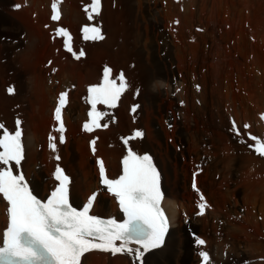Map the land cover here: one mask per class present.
<instances>
[{
  "label": "bare ground",
  "instance_id": "bare-ground-1",
  "mask_svg": "<svg viewBox=\"0 0 264 264\" xmlns=\"http://www.w3.org/2000/svg\"><path fill=\"white\" fill-rule=\"evenodd\" d=\"M50 1L31 0L30 7L25 8V1L18 0L23 5L20 10H25L19 18L21 20L25 18L24 21H26V17L42 19L43 28H46L51 35L54 25L50 22ZM80 1L84 0H67L64 4L65 14L61 23L73 31L77 30L84 22L80 7L77 6ZM103 1L101 20L104 22L107 38L101 43L87 45L88 55L84 60L85 66L82 65L83 60L74 62L69 59L67 64L63 63L62 60L66 54L61 52V42L56 40L55 46L48 42V44L50 43L47 44L50 59L54 61V68L59 67L56 73L57 78L50 79L53 85L47 83V75L44 70L38 69L42 62L36 56L38 48L36 41L30 39L27 45H21L20 50H17L16 47L7 52H3L4 49L0 50V59L7 55L4 53H13V58L9 59L8 64L4 62L6 65L2 67L4 69L1 68L0 73L3 72L2 75H4L6 69L7 71L13 70L15 77L19 79L18 88L15 86L19 92L22 93V89L26 88V84L21 79L24 74L29 73L37 78V85L35 84L37 86L35 89L38 90L37 109L43 118V126H41L43 128L38 130L35 129V120L28 117L29 115L27 116L29 105L32 106L29 98L27 96L21 98V95L20 99L7 96L2 91L3 87L1 86L4 84L0 85V118L13 127V113L24 115L26 154L23 168L34 193L45 198L55 185L52 180V171L56 165L53 161L54 153L48 147L45 148V153H41L39 146L44 141L45 143L48 141L51 132V128L48 130V125L54 124L53 112L61 89L74 87L70 104L65 112V119L69 127L68 139L65 146L58 147V152L62 157L61 164L73 178L72 201L81 206L89 194L100 188L98 169L93 164L95 159L87 150L90 136L81 132L86 107L80 98L85 95L87 86L98 82L105 61L112 65L116 71L126 70L133 86L142 83L143 88H147L150 86V81L159 76L162 81H157V85H153L152 92H159L160 96L157 108L161 115L159 114L160 117L157 118H159V129L162 130V133L152 127L153 119H151L152 111L150 109L155 106L154 103L152 108H146L148 109L146 115L142 114L141 109L139 110L143 125L140 119L136 125L131 122L132 119L128 115L129 105L133 102L131 92L126 94L118 108L125 109V112L117 111L118 124L112 126L108 131L98 133L101 137L97 145L98 154L104 157L108 173L112 178H117L121 174L120 160L123 155V150H120L122 147L113 135L130 134L134 127H143L145 130L144 140L137 141L135 146L142 152H151L162 170L163 185L167 194L165 205L172 217L173 227L161 248L144 254L143 264H198L200 249L196 243L192 244L189 227L193 231L197 230V233L207 239V248L212 254L209 264H264V241L258 239V236L264 235V158L256 156L248 149L247 144L241 142L246 139L245 132L242 138H237L234 135L228 120L229 115L233 116L240 128L248 124L251 133L263 132L259 117L264 112V46L262 47L260 44V40L264 39V33L260 32L264 31V0H212L211 3L209 0H184V13H180L179 8L175 9L171 0H162L161 2L159 0L160 3L155 0L157 1L154 2L155 7L150 5L151 0H138L130 3L134 34L133 30L129 32L124 20L125 13L119 5V0H117L116 10L112 7L113 0ZM167 2H170L171 6L166 5ZM147 3L149 7L145 10ZM25 12L27 15L24 14ZM11 14L17 18L16 13L11 12ZM176 17L181 21L179 39L175 40L171 48L167 50L165 47L167 44L163 46L160 41L161 36L164 41L166 34L162 30L155 29L154 22L159 23V28L160 26L170 28L169 32H171V25ZM140 19L143 20V29ZM244 22L248 24L247 27L251 33H247L248 30H245L247 27L244 29V26L240 27V24L244 25ZM77 23L79 25L76 27ZM49 25L52 26L51 29H49ZM197 27L205 28L206 33L196 32ZM230 28L233 29L231 35L227 33ZM182 30L189 31L190 36L200 44V61L203 68L199 71L196 69L197 65L188 66L186 58L182 55V50L185 48L184 42H189L188 36ZM239 36L242 39L239 40ZM247 36L249 38L257 36L258 43H251L253 38L249 41ZM131 40H134V44L130 42ZM231 44L236 46L235 49L242 59L239 58L240 60L235 61L232 59L227 63L224 61V55L221 54L224 49L227 52L230 51ZM254 47L257 48L255 57L251 56L250 52V49ZM170 51H173L172 57L168 56ZM232 55L234 54L227 53L225 57L230 56L231 59ZM9 57L11 56L9 55ZM80 63L84 67L80 66ZM206 63L209 68H205ZM132 64H135L133 69ZM179 71H184L186 75L180 78L181 82L175 84L173 75L178 76L177 72ZM194 71L200 72L198 75H200L201 85L204 87L200 93L203 94V97H200V93L194 90L192 82L187 77ZM229 79L234 82L231 83V91L226 90L228 87L226 81ZM56 81H59V85H56ZM16 82L18 83V81ZM26 90L28 91V88ZM74 91L76 95H74ZM146 93L143 97V92H141L138 102L144 100L145 96L148 97ZM225 95L231 96L233 99L232 115L227 111L225 114L217 116L214 112L215 101L216 99L222 100V105L226 106L228 100ZM74 96H77V103ZM172 96L177 98L176 102L172 100ZM33 97L36 98L35 94ZM200 98H203L205 102L202 113H200L202 105L197 104V100L201 103ZM148 101L150 102V100ZM181 101L186 103L185 107H181L183 115H186L182 117L193 118L191 124L185 125L172 107L174 103L180 104ZM165 109L172 113L175 129H181L179 135L170 131L168 126L166 127L170 120L167 119L168 112L167 115L164 114ZM11 114L12 116H10ZM206 114L210 117L208 120H206ZM36 116L39 119V115ZM218 120L221 122L217 124ZM214 123L215 128L208 130L207 126L214 127ZM125 125L128 127L125 128ZM223 128L226 130H222ZM226 131L230 135L226 134ZM113 144L116 145L113 146ZM181 145H183V155L188 156L183 162L180 161L178 152ZM171 147L174 148V153H172ZM202 151L206 153L202 154ZM161 154L165 158L160 156ZM197 163H202L204 169L203 175L198 177V183L207 194L213 207L205 215L207 218L195 216L199 199L191 189V178ZM221 169L227 173L222 176L221 181H218L217 174ZM217 182L218 185L225 186L226 191L217 188ZM230 184L234 187L231 188ZM6 209L7 204L0 197V239H2V234L8 224ZM93 212L109 218L117 214V206L113 199L102 193L98 196ZM185 212L190 217L188 225L183 216ZM134 260L135 257L127 254L113 256L109 253L92 252L83 258L82 264H134Z\"/></svg>",
  "mask_w": 264,
  "mask_h": 264
},
{
  "label": "snow or ice",
  "instance_id": "snow-or-ice-1",
  "mask_svg": "<svg viewBox=\"0 0 264 264\" xmlns=\"http://www.w3.org/2000/svg\"><path fill=\"white\" fill-rule=\"evenodd\" d=\"M61 2L62 0H53L51 4L53 21L60 19ZM100 5L101 0H91L84 7L89 21L99 15ZM57 34L65 37L64 47L72 52L69 32L60 28ZM82 36L91 41L104 38L100 28L94 25H84ZM84 55L81 50L78 54L74 53V58L79 59ZM111 72L112 69L105 66L102 82L88 88V102L92 110L88 113L90 123L85 122L83 125L85 131L91 132L94 128L101 127L99 121L108 115L97 112L96 106L99 104L109 108L117 107L119 98L128 87L122 72L118 77L119 82L110 77ZM8 92L13 94L14 89L9 87ZM65 97L66 93H61L59 106L55 109V119L59 122L56 131L61 133L60 143L65 142V129L61 120ZM137 107L139 106L134 105L132 111ZM261 120L264 121V114L261 115ZM20 125L21 121L17 119L16 130L10 132L0 123V197L7 204L8 217L7 228L0 239V264H82V258L93 251L113 256L127 254L135 257L134 264H143L144 254L163 244L168 230V219L162 208L165 194L160 186V174L150 155H141L130 147L127 148V154L122 158V174L116 179L108 178L103 160H98L101 185L117 199L125 216L123 222L103 219L90 214L98 193H93L88 198L82 210L70 204V178L59 166L54 172L57 186L47 199L41 200L33 194L20 171L24 159ZM103 127H107V124ZM243 127L247 132L250 125L245 124ZM232 131L238 137L241 135L235 121L232 122ZM143 135L141 130H136L132 136L122 137V142L128 145L131 139L142 138ZM56 139L49 136V147L53 152L57 150ZM248 139L254 142L248 146L257 155L264 157V138L249 133ZM91 144L94 146L95 140ZM55 158L60 159L58 155ZM193 187L195 188V180ZM201 200H204L202 195ZM206 207V203L198 204V214H204ZM196 243L199 246L206 244L198 237ZM133 244L138 246L133 248ZM200 256L202 264H208L209 254L201 251Z\"/></svg>",
  "mask_w": 264,
  "mask_h": 264
},
{
  "label": "rangeland",
  "instance_id": "rangeland-1",
  "mask_svg": "<svg viewBox=\"0 0 264 264\" xmlns=\"http://www.w3.org/2000/svg\"><path fill=\"white\" fill-rule=\"evenodd\" d=\"M25 1V3H27L28 2V6H26L25 5V3H24V6H25V8H28V7H30V3H31V0H24ZM138 0H119V5H120V7L122 8V11H123V13H125V16H124V20L126 21V24H127V26H128V28H129V32H132V30H133V34H134V32H135V30L133 29V26H134V21H133V16L131 15V13H130V3H132V2H137ZM152 2H150L151 4V6H153V7H155L154 5H155V3L154 2H157V1H155V0H151ZM162 0H160V2H161ZM122 2V3H121ZM127 2H129V3H127ZM158 2H159V0H158ZM159 2V3H160ZM212 2V0H209V3H211ZM168 4H166V5H169V6H171V3L170 2H167ZM124 4V5H123ZM16 5H22L21 4V2H18V0H0V50L1 51H3V49H4V51L3 52H7L8 50H10L11 48H15L16 47V49L17 50H20L22 47H21V45H27L28 43H29V40L31 39V40H34V41H36L37 43H38V48H37V51H36V56L38 57V59H40L41 60V62H42V67L40 66L38 69H43L44 70V72L46 73V81H47V83H49L50 85L52 84L53 85V83H51L52 82V80H53V78H57V72L56 71H54V73H52V70L54 69V64L53 65H49L48 64V61H51L52 59H50V51H49V48H48V45L51 43V44H53L54 46L56 45V40H53L52 39V36L48 33V31L46 30V28H43V22H42V19L41 20H39V19H32V18H27L26 17V21H24L25 20V18L24 19H20L19 17L22 15V13L25 11V10H18V11H14V6H16ZM123 5V6H122ZM173 6H174V8L175 9H177V8H179V6L178 5H176V4H172ZM77 6L79 7V3L77 4ZM147 6V7H146ZM22 7H23V5H22ZM149 7V4L147 3V4H145V10H146V8H148ZM129 9V10H128ZM128 10V11H127ZM125 11V12H124ZM11 12H14V13H16L17 14V18H15V17H13V16H11L12 14H11ZM129 13V14H128ZM25 15H27V12H25L24 13ZM128 14V15H127ZM141 17V16H140ZM34 20H35V22H37L35 25H33L35 22H34ZM34 22L33 24L32 23H30V22ZM140 21V23H142V21L143 20H139ZM132 22V23H131ZM29 23V24H28ZM243 23V22H242ZM241 23V24H242ZM33 25V27H32V25ZM154 27H155V29H159V30H162V32H164L165 34H166V36H164V41H162L163 40V37L161 36L160 37V41H161V43H162V45L163 46H165L166 44V46L165 47H167V50H169V48H171V45H173L172 43L175 41V40H177V39H179V33H178V35H174V34H171V32H169L170 31V28H164L163 26H160V28H159V23H155L154 22ZM193 24V23H192ZM241 24H240V27L242 28L243 26V29L244 28H246L247 26H248V24L246 25L245 24V22H244V25L242 24V26H241ZM79 25V23H77L75 26L77 27ZM130 26H132V27H130ZM181 26V25H180ZM143 23H142V29H143ZM163 28V29H162ZM49 29H51V28H49ZM205 29V28H204ZM29 30V31H28ZM233 29L232 28H230L229 30H228V34L229 35H231L232 33H233V31H232ZM245 30H248V27H247V29H245ZM179 32H180V29H179ZM182 32L185 34V35H187L188 36V39L189 38H192L191 36H190V34H189V31H186V30H182ZM260 32H262V33H264V31H260ZM206 33V29H205V32L204 33H202V34H205ZM247 33H251L249 30L247 31ZM168 34V35H167ZM8 35V36H7ZM12 35V36H11ZM247 35H249V34H247ZM178 36V37H177ZM250 36H251V34H250ZM12 37V38H11ZM248 37V40L250 41L252 38H253V42H252V40H251V43H254V42H257L258 43V37L256 36V37H250L249 38V36H247ZM227 38V37H226ZM4 39V40H3ZM11 39H13V40H11ZM240 39H242L240 36H239V40ZM8 40V41H7ZM50 40V41H49ZM224 40H225V37H224ZM134 40H131L130 42L132 43V44H134V42H133ZM10 42V43H9ZM48 42H50L49 44H48ZM11 44V45H10ZM17 44V45H16ZM48 44V45H47ZM254 44H256V43H254ZM260 44H262V47L264 46V39H261L260 40ZM232 45V44H231ZM3 46H4V48H3ZM184 47L185 48H183V50H182V55L186 58V64L188 65V66H193V65H197V67H196V69L199 71V70H201L202 68H203V66L201 65V50L199 49L200 48V44L197 42V43H194V44H192V43H189V42H184ZM197 48V49H196ZM236 46L235 45H232V47L230 48V51H228L227 52V50L226 49H224V51L222 52V54L221 55H224V61H226L227 63H229V61H231L232 59H234L233 61H235V60H240V59H242L241 57V55L239 54V53H237L238 51H236ZM264 48V47H263ZM193 50H195V51H193ZM200 50V51H199ZM250 52H251V56H253V57H255L257 54V48L255 49V47L254 48H251L250 49ZM256 52V53H255ZM227 53H231V54H234V55H232V57H231V59H230V56H228V57H225V56H227ZM237 53V54H236ZM4 54H7L6 56L4 55L0 60H1V62H0V65H2V66H0V72L2 71L1 70V68L4 66V65H6L5 63H7L8 64V61H10L9 59L11 58H13L12 57V54L13 53H4ZM46 54V55H45ZM9 55L11 56V57H9ZM170 55V56H169ZM168 56L169 57H172L173 56V51H170V52H168ZM200 56V57H199ZM237 56V57H236ZM6 57H7V59H6ZM41 57V58H40ZM240 58V59H239ZM3 59V60H2ZM5 59V60H4ZM63 59H64V61H63V63H66L67 64V62L69 61V57L67 58V56H65V57H63ZM227 59V60H226ZM7 61V62H6ZM223 61V62H224ZM5 62V63H4ZM85 61L83 60V64L82 65H84L85 66V63H84ZM2 63V64H1ZM207 65L205 66V68H209V65H208V63H206ZM81 65V63H80V66H82ZM84 66H82V67H84ZM2 69H4V68H2ZM6 69V68H5ZM6 72H5V74L4 75H2L3 74V72H2V74L0 73V85H1V83H3L4 85H2L1 87H3L2 88V91H4L5 93H6V90L5 89H7V87L10 85V84H14L16 87H17V85H19V79H17L16 77H15V72L13 71H7V69L5 70ZM9 72H10V74H9ZM13 74H12V73ZM183 73V74H182ZM200 72H193V73H190V75H188L187 77H188V79H189V81L190 82H192V85L194 86L197 82L198 83H200V84H202L201 83V78H200V75H198ZM29 73H26V74H24L23 76H22V82L24 83V84H26V88L24 87L23 89H22V93L21 92H19V90H17V92H16V94L13 96V97H15V98H18V99H20V95H21V98L22 97H25V96H27L28 98H29V102H31V105L32 106H30L29 105V108H28V114H27V116L28 117H30L31 119H33V120H35V129H39V128H43V127H41V126H43V118L41 117V115H40V113H38L39 112V110L37 109L38 108V94H37V89H35V88H37V78H36V76L35 75H28ZM177 74H178V76L175 74V75H173L174 76V78H175V84H177L178 82H181V79L180 78H183L185 75H186V73H184V71H179V72H177ZM9 75V76H8ZM184 75V76H183ZM26 76V77H25ZM10 77V78H9ZM35 77V78H34ZM196 77H198V81H196L195 80V78ZM2 78V79H1ZM14 78V79H13ZM16 78V79H15ZM26 78H28V80H26ZM29 78H31V79H29ZM32 78H34V79H32ZM52 78V80H50ZM160 79V80H156V79ZM11 79H13V80H11ZM172 79H173V77H172ZM191 79V80H190ZM2 80V81H1ZM5 80V81H4ZM35 82H34V81ZM14 81V82H13ZM16 81H18V83L16 82ZM24 81H27V82H24ZM157 81L159 82V81H162V78L161 77H159V76H157V77H155V78H153L150 82V86H147V88L145 87V88H143V84L141 83V85H142V89H143V97H144V95H145V92H147L146 93V95L148 96V97H146L145 96V98H144V100H142L140 103L142 104V106H141V110H142V114L143 115H146V111L149 109V108H152L153 106H154V104H155V106L152 108V109H150L151 111H152V113H151V119H153L152 120V127L153 128H155L156 129V131H162V130H160L159 129V118H157V117H160V111H159V108H157V107H159L158 105H159V103H158V105H157V102L159 101L160 102V96H159V92H157V93H153L152 92V88H153V85H157L156 83H157ZM229 81H230V83H229ZM4 82H6V83H4ZM9 84H8V83ZM11 82V83H10ZM32 82V83H31ZM57 82V81H56ZM142 82V81H141ZM227 83H228V87L226 88V90L227 91H231L232 89H230L231 88V83H234L233 82V80L232 79H229L228 81H226ZM32 85H31V84ZM28 84V85H27ZM30 84V85H29ZM36 84V85H35ZM48 84V85H49ZM140 84V83H139ZM34 85V86H33ZM56 85H59V84H56ZM32 86V87H31ZM36 86V87H35ZM29 87H31V88H29ZM18 88V87H17ZM28 88V91L30 92H28L26 89ZM32 89V90H31ZM202 89H204V87H202ZM1 90V89H0ZM31 91H33V92H31ZM204 92V91H203ZM33 95H32V94ZM76 92L74 91V95H76L75 94ZM152 95H151V94ZM25 94V95H24ZM29 94V95H28ZM34 94H35V99H34ZM153 95H155V96H153ZM83 96V95H82ZM225 96H227V95H225ZM31 97V98H30ZM75 98H76V103H77V101H78V99H77V96H74ZM151 97H153V98H151ZM156 97V98H155ZM158 97V98H157ZM200 97H203V94L202 93H200ZM31 99V100H30ZM153 101H152V100ZM35 100V101H34ZM80 100H81V98H80ZM148 100H150V102L148 101ZM154 100H156V101H154ZM172 100L173 101H177V98L175 97V96H172ZM200 100H201V111H200V113H202V112H204V110H203V106L205 105V102H204V99L203 98H200ZM203 100V101H202ZM227 100H228V102H227V105L225 106V105H222V103H221V101L222 100H219V99H216V101H215V105H214V107H215V109H214V112H215V114L217 115V116H220V115H223V114H225L227 111H229V113L232 115V109H231V107H232V103H233V99L231 98V96L229 97V96H227ZM33 101V102H32ZM148 104H147V103ZM156 102V103H155ZM223 102V101H222ZM153 105H152V104ZM221 103V104H220ZM147 104V105H146ZM231 104V105H230ZM145 105V106H144ZM150 105V106H149ZM147 106V107H146ZM225 106V107H224ZM230 106V107H229ZM31 107H34V108H32L31 109ZM173 109H174V111L177 113V115H178V117H180L183 121H184V123H185V125H187L188 123L189 124H191L192 122H193V118H191V117H187V118H184V117H182V116H186V115H183V113H182V108H181V106H180V104L179 103H174L173 104ZM222 108V110H221V108ZM144 108V109H143ZM146 108H148V109H146ZM156 108V109H155ZM154 109H155V111H154ZM226 109V110H225ZM17 110V109H16ZM15 110V111H16ZM38 110V111H37ZM119 110H122L123 112H125V109H123V108H120V109H118L117 111H119ZM178 110V111H177ZM221 111V112H220ZM33 112V113H32ZM168 112V113H167ZM219 112V113H218ZM223 112V113H222ZM169 114V117L167 118L168 120H170V122H168L167 124H166V127L168 126V124H174L173 122H174V119H173V117H172V113L170 112V111H167V109H165V112H164V114ZM14 114L15 113H13V116H12V114L10 115V116H12L13 118H15L17 115H20L22 118H23V114H21V113H17V114H15V116H14ZM39 115V119H38V116H36V115ZM160 114V115H159ZM166 114V115H167ZM182 114V115H181ZM26 115V114H25ZM156 115V116H155ZM159 115V116H158ZM207 115V114H206ZM9 116V115H8ZM7 116V117H8ZM12 117H10V118H12ZM153 117V118H152ZM230 117H233V116H228V118H230ZM12 118V119H13ZM155 118V119H154ZM210 117H209V115H207L206 116V120H208ZM218 119V118H217ZM41 120H42V122H41ZM229 120V119H228ZM140 121H142V125L144 124V122H143V119L140 117ZM219 122H221L220 120H218L217 121V124L219 123ZM222 123H224L223 121H222ZM48 124H49V122H48ZM52 125H54V124H49L48 125V130L52 127ZM175 126V125H174ZM128 127V125H125V128H127ZM170 131H174L175 132V134L176 135H179L180 134V131H181V129H175V127L174 128H169V127H167ZM207 128H208V130L210 129V130H212L213 128H215V123H214V127L212 126V125H208L207 126ZM225 128H223L222 130H224ZM51 130V129H50ZM226 130V129H225ZM224 130V131H225ZM40 131V130H39ZM162 133V132H161ZM226 134H229L228 133V131H226ZM230 135V134H229ZM48 141H46V143H45V141L43 142V143H41V146H39V151L41 152V153H45L46 152V147H48V143H47ZM115 142H116V140H115ZM118 144H119V142H118ZM171 144V143H170ZM116 144H113V146H115ZM120 145V144H119ZM173 145V144H172ZM121 146V145H120ZM122 147V146H121ZM182 147V148H181ZM181 147H179V153H180V161L182 160V162H183V160L186 158V157H188L187 155H183V153H182V150H183V145H181ZM44 148V149H43ZM171 151H172V153H174L175 151H174V148L173 147H171ZM87 150H89V146H88V149ZM120 150H123L122 148H120ZM181 150V151H180ZM211 150H213V149H211ZM90 151V150H89ZM204 152L205 151H202L201 153L202 154H204ZM206 153V152H205ZM163 154H161L160 156H162ZM164 156V155H163ZM162 156V157H163ZM163 158H165V157H163ZM213 158V157H212ZM187 159V158H186ZM185 161V160H184ZM93 164H95V162H93ZM42 169L44 170V168L42 167ZM190 169H191V166H190ZM220 171H221V173H220ZM223 169H221V170H219V172H218V174H217V179H219L218 181H221V179H222V176L224 175V174H226L225 173V171L223 172ZM204 173V172H203ZM203 173L200 175V176H202L203 175ZM221 177V178H220ZM234 179H235V177H233ZM228 182V181H227ZM219 183L217 182V184H216V187L217 188H219L220 190H222V191H226V188H225V186H220V185H218ZM244 184V183H243ZM230 186H231V188H233L234 186H232V184H230ZM102 194V193H101ZM100 194V195H101ZM205 218H207V216H205ZM225 221V220H224ZM227 222V221H226ZM225 223V222H224ZM222 224V223H221ZM221 224H218L219 226H221ZM195 230V229H194ZM195 232H197V230H195ZM189 237L191 238V240H192V244H195L196 243V241L191 237V235H190V232H189ZM264 235L262 236V235H260V236H258V239L261 241H264ZM226 255V254H225ZM123 258H126V257H123Z\"/></svg>",
  "mask_w": 264,
  "mask_h": 264
}]
</instances>
